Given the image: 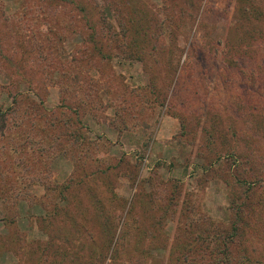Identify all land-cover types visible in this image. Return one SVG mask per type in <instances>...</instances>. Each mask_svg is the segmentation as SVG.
<instances>
[{"label":"rangeland","instance_id":"374dc122","mask_svg":"<svg viewBox=\"0 0 264 264\" xmlns=\"http://www.w3.org/2000/svg\"><path fill=\"white\" fill-rule=\"evenodd\" d=\"M0 264H264V0H0Z\"/></svg>","mask_w":264,"mask_h":264}]
</instances>
